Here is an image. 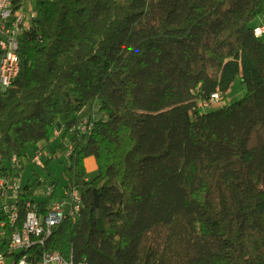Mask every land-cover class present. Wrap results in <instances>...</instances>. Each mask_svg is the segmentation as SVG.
<instances>
[{
  "label": "trees",
  "instance_id": "16d2710c",
  "mask_svg": "<svg viewBox=\"0 0 264 264\" xmlns=\"http://www.w3.org/2000/svg\"><path fill=\"white\" fill-rule=\"evenodd\" d=\"M35 11L19 75L0 90V174L24 182L31 168L33 199L43 184L29 147L41 146L51 199L72 187L83 207L34 249L76 264H264V0H38ZM237 78L247 92L228 103ZM216 92L224 103L205 111ZM62 150L64 181L48 170ZM49 201L37 202L45 213Z\"/></svg>",
  "mask_w": 264,
  "mask_h": 264
},
{
  "label": "built area",
  "instance_id": "2783aa9c",
  "mask_svg": "<svg viewBox=\"0 0 264 264\" xmlns=\"http://www.w3.org/2000/svg\"><path fill=\"white\" fill-rule=\"evenodd\" d=\"M38 0H0V59L3 67L0 72L1 90L12 86L20 72L19 47L24 34L33 27L35 5ZM257 37L264 36V24L254 28ZM221 95L216 92L203 107H210L220 102ZM93 125L85 119L79 126L82 134L89 135ZM46 151L38 146L32 156L33 164L44 169L43 158ZM21 168L17 158L13 159ZM43 184L34 194L33 199L25 198L24 182L11 174H0V264H76L73 259H66L58 251L39 253L33 250V242L45 244L53 228L68 217L76 218L83 207L79 191L72 187H62L58 197L54 186L45 182V175H39ZM36 200V201H35ZM50 200V201H49ZM38 201H49L46 213L40 209ZM29 233H36V240H29ZM23 248H31V256H22ZM79 264H86L80 262Z\"/></svg>",
  "mask_w": 264,
  "mask_h": 264
},
{
  "label": "rangeland",
  "instance_id": "374dc122",
  "mask_svg": "<svg viewBox=\"0 0 264 264\" xmlns=\"http://www.w3.org/2000/svg\"><path fill=\"white\" fill-rule=\"evenodd\" d=\"M257 19H258L257 22H261L262 24H264V17L261 16V17H258ZM263 39H264V36H263ZM246 92H247V89L244 86V84L242 83L241 79L237 78L234 81V83L232 84V87L230 88V90L227 93L226 101L228 103H234V102L240 100L241 98H243L245 96ZM222 101H223V99H221L218 104L210 106V107H207L205 109V111H211L212 109L215 108V106L222 105ZM29 153H30V156L33 153V147L32 146L29 147ZM67 162L68 161H67V157H66L65 151L62 150L61 152L58 153L57 158H55L51 162V164L48 167V170H50L56 178L60 179L61 181H64L63 178H62V171L64 169V166L67 165ZM91 162H94V160L90 159V162L88 164L91 165ZM32 168H34L35 171L38 174L46 176V173H47L46 170H44V169H42L40 167H37V166L36 167H32ZM30 169L31 168H27L25 170V180H24V182L27 180V178L29 176L32 177V179H34V177H35L32 174ZM96 174H97L96 167H94V169L91 168L89 170V175L90 176H95Z\"/></svg>",
  "mask_w": 264,
  "mask_h": 264
},
{
  "label": "bare ground",
  "instance_id": "6f19581e",
  "mask_svg": "<svg viewBox=\"0 0 264 264\" xmlns=\"http://www.w3.org/2000/svg\"><path fill=\"white\" fill-rule=\"evenodd\" d=\"M2 67H3V59H0V72L2 71ZM0 90H1V84H0ZM0 223H3V216H0ZM29 240H36V233H29ZM38 244H42V242H33V250H35L34 247H36V245ZM22 256H31V248H23Z\"/></svg>",
  "mask_w": 264,
  "mask_h": 264
},
{
  "label": "crops",
  "instance_id": "0c3cea01",
  "mask_svg": "<svg viewBox=\"0 0 264 264\" xmlns=\"http://www.w3.org/2000/svg\"><path fill=\"white\" fill-rule=\"evenodd\" d=\"M258 19L255 20V26L257 25H261L262 23L261 22H257ZM232 87V86H231ZM224 103V101H222V104ZM90 159L94 160V162H91V165H89L88 163L90 162ZM86 164H87V167H88V171L92 168L94 169V167H96L97 169V165H96V161L94 159V157H90L86 160ZM91 166V167H90ZM90 168V169H89Z\"/></svg>",
  "mask_w": 264,
  "mask_h": 264
}]
</instances>
